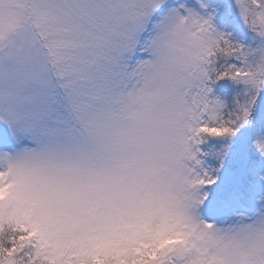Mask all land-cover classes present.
<instances>
[{"label":"snow or ice","instance_id":"1","mask_svg":"<svg viewBox=\"0 0 264 264\" xmlns=\"http://www.w3.org/2000/svg\"><path fill=\"white\" fill-rule=\"evenodd\" d=\"M0 264H264V0H0Z\"/></svg>","mask_w":264,"mask_h":264}]
</instances>
